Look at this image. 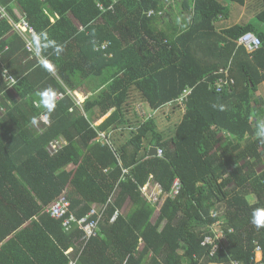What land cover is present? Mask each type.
I'll list each match as a JSON object with an SVG mask.
<instances>
[{
  "label": "trees",
  "instance_id": "16d2710c",
  "mask_svg": "<svg viewBox=\"0 0 264 264\" xmlns=\"http://www.w3.org/2000/svg\"><path fill=\"white\" fill-rule=\"evenodd\" d=\"M170 1L0 0L12 20L24 13L35 33L63 46L59 54L42 50L49 69L29 59L23 38L0 17V264L264 262V227L252 223L253 212L264 209V169L257 170L264 98L256 95L264 82V0H256L259 25L222 30L214 22L230 9L218 0H181L186 25L146 15ZM156 21L168 28L154 32L149 24ZM247 32L260 40L252 53L236 44ZM104 41L106 49L96 48ZM226 67L234 84L217 92L212 83ZM4 70L16 85L7 86ZM65 86L89 96L81 106L68 95L56 101L53 93ZM184 90V113L168 138L153 118L129 114L134 95L154 111ZM123 131L128 137L119 146L98 140L99 133ZM59 138L67 143L50 152ZM148 146L162 148L163 156H150ZM175 179L178 194L160 207L142 193L148 181L170 193ZM60 195L77 218L104 207L96 236L84 241L73 224L64 230L68 214L46 212ZM218 220L228 245L210 256L201 242Z\"/></svg>",
  "mask_w": 264,
  "mask_h": 264
},
{
  "label": "built area",
  "instance_id": "2783aa9c",
  "mask_svg": "<svg viewBox=\"0 0 264 264\" xmlns=\"http://www.w3.org/2000/svg\"><path fill=\"white\" fill-rule=\"evenodd\" d=\"M115 2L116 0H112ZM99 7L103 9L102 5L99 4ZM165 14V9L161 10H149L146 12V15L148 17L157 16L162 17ZM20 19L18 21L12 20L2 9H0V17H6L10 24L12 25V29L17 32L24 40L25 42V49L29 52V59H32L34 56H36L39 61L43 64H45L48 68H50L46 62V59L42 57L40 54L38 55L36 53V50L34 49L32 40L33 35L35 34L34 29L28 24V22L25 20V14H20ZM236 44L238 46L243 47L248 53H252L255 50H257L260 46V40L258 37H256L253 33L247 32L241 35L237 41ZM110 45L109 41H104L101 44H99L98 47L102 50L106 49ZM218 76L213 81L212 86L217 92H222L225 87L229 88L234 84L233 78L229 75V67H226L216 73ZM4 75L6 73L4 72ZM6 80H8L7 77H5ZM66 91H56L53 93V96L56 101H59L63 99L65 96H70L73 101H75V104L78 106H81V104L84 102V100L89 96V94H84L83 92H80L78 90H70L64 87ZM190 91H186L181 97L177 98L175 101L179 105H183V102L186 98V95ZM79 93L83 96L81 98L79 96ZM73 109L70 108V111ZM149 115L148 117H150ZM147 117V118H148ZM98 140H101L103 142H106L108 145L111 146L110 141L105 136V133H99ZM67 141L63 138L56 139L50 143L49 149L50 151H55L57 148H59L61 145H65ZM156 156L162 157L163 156V149L160 147H156ZM180 181L179 179H175L172 189L170 190V193H164L162 192L161 187L157 183H151L148 181L143 187H142V193L147 198L151 204L156 205L157 207H160L165 200L166 197H175L179 190H180ZM46 212L49 213L51 217L54 218H63L67 214V217H65L62 221V226L65 231H71L73 229V226H76L79 228L83 233V240L87 241L89 238H92L97 235L98 232V224L99 221L102 218V214L104 212V207H99L93 205L91 207V210L89 213H87L85 216L77 218L74 214H71L69 211V202L65 199L63 195H60L57 199L52 201L47 207ZM118 215V212L115 211L113 216L111 217V221H113ZM211 216H215V213L213 211L210 212ZM73 224V226H72ZM213 226H218L219 229H213ZM212 234H206L201 242V245L203 246H210L209 255L212 256L215 252H217L220 249H224L228 245V239L226 234L221 229V221L218 220L215 223L211 225ZM71 252V249H68L65 251V254H69ZM255 253L260 252V247L256 246ZM254 258H251V260H254ZM69 264H76V259H71ZM229 264H245L241 261L231 259L229 261ZM251 264H264V262L260 261H253Z\"/></svg>",
  "mask_w": 264,
  "mask_h": 264
},
{
  "label": "rangeland",
  "instance_id": "374dc122",
  "mask_svg": "<svg viewBox=\"0 0 264 264\" xmlns=\"http://www.w3.org/2000/svg\"><path fill=\"white\" fill-rule=\"evenodd\" d=\"M220 2H222L223 4L227 5L230 9V13H229V17L224 21L225 24L227 25H234L236 23L239 22H235L236 21V17L241 16L242 15V20L241 18H239L240 24H244V23H248V22H253L256 24V20L255 18L252 16L253 15V11H249L247 12L246 9H241L240 12L237 14L236 12H234V6H236L237 4L232 3V2H228L226 0H218ZM172 5H176L177 1L175 0L174 2H172ZM231 3V4H230ZM169 4V3H168ZM244 12V13H243ZM240 14V15H239ZM236 15V16H235ZM173 17H176V13H172ZM157 24H159V21H156ZM173 23H176L175 19L173 20ZM81 89V88H80ZM261 90V95H263L264 98V87L260 88ZM83 92L84 94H88L83 90H78ZM136 94V93H135ZM79 95L81 96V94L79 93ZM133 103L134 108L132 109L131 112H129L130 116H132L135 112L138 114V118L137 117H133V120H140V116H143L144 111H150L148 110V108L146 107L145 109L142 108V105H140V99L138 98L137 95L133 96V99L131 100ZM135 109V110H134ZM1 110V109H0ZM182 115V108L178 105H170L167 106L164 109H161L159 111L158 114V118L157 121L158 123V127L161 129L162 134L164 135V138H168L170 137L173 132L174 129L176 127V125L179 123L180 121V117ZM135 122V121H134ZM32 124V128L34 130L38 129V124L36 122L31 123ZM114 139H115V144L117 146H119L120 144H122L123 142H125L126 138L128 137V131H123L121 133H114ZM264 169V158L263 161L257 166V170H263ZM254 196H250V198L252 199ZM213 229H219L218 226H213Z\"/></svg>",
  "mask_w": 264,
  "mask_h": 264
},
{
  "label": "crops",
  "instance_id": "0c3cea01",
  "mask_svg": "<svg viewBox=\"0 0 264 264\" xmlns=\"http://www.w3.org/2000/svg\"><path fill=\"white\" fill-rule=\"evenodd\" d=\"M172 2H174L175 0H171ZM171 1L169 2L170 4H172L171 3ZM177 1V0H176ZM249 1V0H248ZM233 3V2H232ZM231 4V3H230ZM235 4H237V3H235ZM168 6H170V5H168ZM167 6V7H168ZM246 7H247V9H246ZM256 7V0H253V5H249L248 4V2H246L245 3V5H239V4H237L236 6H234V12H236L237 14L240 12V10L241 9H246V11L247 12H249V11H253V17H254V15H255V13L257 12V11H259V8L257 9V8H255ZM171 8L173 9V13L175 12L176 13V17H170L169 16V14L168 13H166L165 12V14L164 15H166L167 16V18H168V20L169 21H173L174 19H175V21L177 22V23H179L180 22V26L181 25H183V23L186 25L188 22H189V15L186 13V11L183 9V7H182V5H181V0H180V4H179V0L177 1V3H176V5H171V7H170V10H171ZM0 9H2V7H0ZM242 11V10H241ZM19 13H21L20 11H19ZM244 13V12H243ZM240 15V14H239ZM236 16V15H235ZM239 18H241V20H242V15L241 16H238V17H236V21L235 22H239V23H236V24H240V21H239ZM226 19L225 18H222L221 16H219L218 18H217V20L214 22V26L216 27V30H222L223 28H227V27H230V26H232V25H227V24H225L224 23V21H225ZM155 23V25H156V29H157V31H159L160 29H166V28H168V26H166V24L163 22V21H161V22H159V24H157L156 22H154ZM256 25H259V23H256ZM260 27H262V26H260ZM50 69V68H49ZM262 87H264V82L259 86V89H258V91L256 92V95H258V96H261V97H263V95H261V89L260 88H262ZM186 91H189V90H184L183 92H182V94L180 95V97L186 92ZM81 92V91H80ZM189 94V93H188ZM187 96V95H186ZM186 99V98H185ZM140 105H142V108H146L147 107V104H145L143 101H141L140 100ZM170 105H178V106H180L181 108H182V115H181V117H180V120H181V118H182V116H183V113H184V102H183V105H179L176 101H174V102H170V103H167V104H165L164 106H162L161 108H159V109H157V110H154V111H144V113H143V116H144V119H146L149 115H151L150 117L151 118H153L154 119V121H155V123H156V125H157V129H158V131H160L161 132V129L158 127V121H157V118H158V114H159V111L161 110V109H164V108H166L167 106H170ZM148 108V107H147ZM135 110V109H134ZM149 110V109H148ZM109 114V112L104 116V117H102V118H100L99 120H97L95 123L96 124H99L107 115ZM44 120H46V118H43ZM104 133V132H103ZM114 133L115 132H113V133H110V134H108V136H109V138H108V140L110 141V143H111V147L112 146H114V144L113 143H115L114 141H115V139H114ZM106 135V134H105ZM113 139V140H112ZM150 147H152V146H148V149L150 150ZM156 147V146H155ZM50 152H52V151H50ZM249 201L250 202H255L256 201V198L255 197H253L252 199L250 198V196H249ZM211 211H213L214 213H216L215 212V210L214 209H211L210 210V212ZM210 212H209V214H210ZM217 214V213H216ZM221 220V219H220ZM222 221V220H221ZM209 264H217V263H209Z\"/></svg>",
  "mask_w": 264,
  "mask_h": 264
},
{
  "label": "clouds",
  "instance_id": "9594fccd",
  "mask_svg": "<svg viewBox=\"0 0 264 264\" xmlns=\"http://www.w3.org/2000/svg\"><path fill=\"white\" fill-rule=\"evenodd\" d=\"M167 6H168V4H166L165 9L167 8ZM32 43H33L34 49L36 50V53L38 55L41 54L43 49L48 48V47H53L55 49L56 54H59L63 51V46L56 44L54 41L49 40L46 32H44V31H41L39 33H35L33 35ZM4 72L6 73L7 71L4 70ZM5 77H7L8 81H9L7 86H14L17 84V79L14 76L5 75ZM50 91L51 90L48 89L45 92L41 93V99L43 100ZM45 106H47V105H45ZM213 106L215 107V105H213ZM220 107H221V109H223L222 105ZM257 135L259 137H264V121H261ZM252 223L255 224L258 228L264 227V209H260V210L253 212Z\"/></svg>",
  "mask_w": 264,
  "mask_h": 264
},
{
  "label": "water",
  "instance_id": "95a60500",
  "mask_svg": "<svg viewBox=\"0 0 264 264\" xmlns=\"http://www.w3.org/2000/svg\"><path fill=\"white\" fill-rule=\"evenodd\" d=\"M149 27H150L154 32H157L156 25H155L154 22H151V23L149 24ZM149 155H150V156H156V147H155V146L150 147Z\"/></svg>",
  "mask_w": 264,
  "mask_h": 264
},
{
  "label": "bare ground",
  "instance_id": "6f19581e",
  "mask_svg": "<svg viewBox=\"0 0 264 264\" xmlns=\"http://www.w3.org/2000/svg\"><path fill=\"white\" fill-rule=\"evenodd\" d=\"M79 96H80V95H79ZM80 97H81V98H83V96H82V95H81Z\"/></svg>",
  "mask_w": 264,
  "mask_h": 264
}]
</instances>
